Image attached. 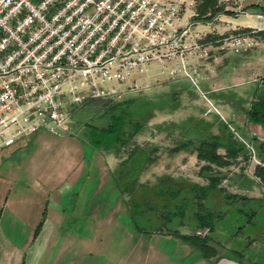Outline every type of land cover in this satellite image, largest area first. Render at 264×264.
I'll use <instances>...</instances> for the list:
<instances>
[{
	"label": "rangeland",
	"instance_id": "rangeland-1",
	"mask_svg": "<svg viewBox=\"0 0 264 264\" xmlns=\"http://www.w3.org/2000/svg\"><path fill=\"white\" fill-rule=\"evenodd\" d=\"M254 1L264 7V0H244ZM220 3L224 5L220 16L211 23L199 22L195 30L209 31L214 37L233 32V25L248 31L250 25L235 21L255 24L257 12H264L258 6L245 9L238 0ZM239 9L243 13L230 17ZM256 37V47L240 55L226 56L219 51L216 61L209 59L202 67L205 79L198 84L205 97L189 80L176 79L127 93L119 101L90 99L69 111L68 124L74 134L40 131L0 150V206L44 207L46 195L54 187L43 179L56 180L60 172L71 179L81 175L76 179L84 181V200L89 196V203L99 207L129 205L134 213L139 211L135 222L146 227L157 228L164 222L174 229L181 223L187 233H196L205 228L199 226L195 212H210L214 229L207 239L219 254L228 253L243 264H264V187L254 176L255 165L261 162L257 145L264 140V130L245 115L264 76V32ZM121 101H130L129 106L113 112L123 115L128 111L131 121L140 123V129L117 150L96 149L88 141L89 125L104 127L109 121L108 106ZM125 129H130L128 123ZM213 136L223 143L218 149L222 155L227 146L235 149L243 143L244 149L229 157L230 165L206 168L194 149L200 140ZM188 138L191 141L187 147H178ZM133 147L138 148L137 158L130 164H120ZM211 176L219 178V187L226 193L248 198L222 200L215 189L204 201L195 198L191 188L207 186ZM107 182L111 189H105ZM129 185L137 187L134 197L126 189ZM116 188L121 195L116 196Z\"/></svg>",
	"mask_w": 264,
	"mask_h": 264
},
{
	"label": "built area",
	"instance_id": "built-area-1",
	"mask_svg": "<svg viewBox=\"0 0 264 264\" xmlns=\"http://www.w3.org/2000/svg\"><path fill=\"white\" fill-rule=\"evenodd\" d=\"M220 14L198 19L195 0H0V150L40 131L74 134L69 111L90 99L119 101L176 79L204 96L208 60L240 55L264 32V12L248 31L195 30Z\"/></svg>",
	"mask_w": 264,
	"mask_h": 264
},
{
	"label": "crops",
	"instance_id": "crops-1",
	"mask_svg": "<svg viewBox=\"0 0 264 264\" xmlns=\"http://www.w3.org/2000/svg\"><path fill=\"white\" fill-rule=\"evenodd\" d=\"M238 3L264 11L259 1ZM53 178L43 179L54 187L44 207L0 206V264H243L228 253L219 254L209 241L215 254L204 255L182 237L194 233H187L186 225L146 227L134 221L139 211L134 213L129 205L99 207L89 203V196L84 200V181L64 172ZM110 186L107 182L105 189ZM136 188L126 187L130 197ZM114 192L121 195L117 188Z\"/></svg>",
	"mask_w": 264,
	"mask_h": 264
},
{
	"label": "trees",
	"instance_id": "trees-1",
	"mask_svg": "<svg viewBox=\"0 0 264 264\" xmlns=\"http://www.w3.org/2000/svg\"><path fill=\"white\" fill-rule=\"evenodd\" d=\"M223 9L224 5L220 3V0H196V13L198 14V19L209 21L214 15L222 12ZM129 103L130 101H121L108 106L107 109H110L109 121L104 127L89 125L88 141L93 144L96 149L117 150L119 146H124V144H126L128 137H132L140 129V123L137 121H131L128 111H124L123 115L122 112L118 114L113 112V110L116 108H120L122 111L124 107L129 106ZM245 115L250 123L259 125L264 130V76L262 78L261 85L255 94V99L250 102L249 108L245 110ZM126 123L130 125L129 130L125 129ZM190 141V138H188L187 141H182L178 147H187L190 144ZM230 142L234 143L232 141ZM222 146L223 143L218 139V137L213 136V138L210 140H200L194 150L196 152L197 159L205 162L207 164L206 168H210V165H215L216 167L230 165L231 162L229 157H235L237 151L244 149L243 143L237 145L235 149L227 146L226 153L222 155L218 152V149ZM257 147L260 152L261 162L255 165L254 176L258 179L259 184L264 187V140L259 142ZM137 152V147L131 148L127 156L120 161V164H130L131 160L133 161V159L137 158L135 156ZM143 159L145 160L147 157L145 156ZM129 172L130 170L128 173ZM129 187L133 188V186L130 185ZM211 189H215L216 191L220 192L222 194V200H229L231 198H248L239 194L226 193L223 189H221V187H219V178L216 176H211L209 178L207 186H194L191 188L192 192H195L194 197L203 201L207 198V195ZM211 214L212 213L210 212L204 214H200L199 211L195 212V217L199 222V226L201 228H208L209 232L214 229L213 223L211 221ZM182 237H184L190 243V245L202 252L204 255L215 254V250L210 245H208V236L202 237L194 232L183 235Z\"/></svg>",
	"mask_w": 264,
	"mask_h": 264
}]
</instances>
